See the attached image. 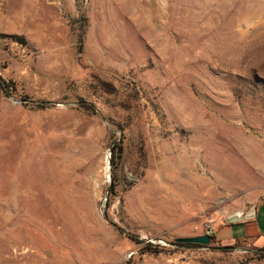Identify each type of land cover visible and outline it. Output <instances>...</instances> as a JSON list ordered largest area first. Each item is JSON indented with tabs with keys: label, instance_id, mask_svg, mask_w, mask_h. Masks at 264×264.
Returning a JSON list of instances; mask_svg holds the SVG:
<instances>
[{
	"label": "rangeland",
	"instance_id": "obj_1",
	"mask_svg": "<svg viewBox=\"0 0 264 264\" xmlns=\"http://www.w3.org/2000/svg\"><path fill=\"white\" fill-rule=\"evenodd\" d=\"M262 201L264 0H0V264H264L175 243Z\"/></svg>",
	"mask_w": 264,
	"mask_h": 264
},
{
	"label": "crops",
	"instance_id": "obj_2",
	"mask_svg": "<svg viewBox=\"0 0 264 264\" xmlns=\"http://www.w3.org/2000/svg\"><path fill=\"white\" fill-rule=\"evenodd\" d=\"M212 235L215 243L222 246L238 242H247L254 247L264 246V201L256 206L255 217L231 224L218 222L212 230Z\"/></svg>",
	"mask_w": 264,
	"mask_h": 264
},
{
	"label": "water",
	"instance_id": "obj_3",
	"mask_svg": "<svg viewBox=\"0 0 264 264\" xmlns=\"http://www.w3.org/2000/svg\"><path fill=\"white\" fill-rule=\"evenodd\" d=\"M111 153H112V149H111ZM255 215H256V206L251 207L248 210L235 209L225 214L224 218L226 223L231 224L242 221L244 219H251L255 217ZM211 239L212 238L209 233H203L194 236H183L177 238L178 241L200 243V244H209L211 242Z\"/></svg>",
	"mask_w": 264,
	"mask_h": 264
},
{
	"label": "bare ground",
	"instance_id": "obj_4",
	"mask_svg": "<svg viewBox=\"0 0 264 264\" xmlns=\"http://www.w3.org/2000/svg\"><path fill=\"white\" fill-rule=\"evenodd\" d=\"M33 155H35V154H33ZM38 158V157H37ZM38 161H39V159H38ZM67 170V169H66ZM37 171V170H36ZM64 172L65 171H60L59 173H56L55 172V174L54 173H52V172H45V173H43V175H41L40 176V174H41V171L40 170H38L37 172H35L34 174L37 176V179H38V183H39V181H40V179H42V178H44L46 181H48V182H53L54 183V186H55V192H56V194H57V196L56 197H59V196H61V194H62V192H63V190H64V185H66L67 184V180L65 179V176H64ZM53 174L52 176L50 175V174ZM44 180V181H45ZM45 181V182H46ZM41 182V181H40ZM36 183V182H35ZM39 185V184H38ZM50 186V188H51V185H49ZM37 187V183H36V185H34V191L36 192V196H38L39 195V190L36 188ZM11 188H12V193H13V186H12V183H11ZM11 193V194H12Z\"/></svg>",
	"mask_w": 264,
	"mask_h": 264
},
{
	"label": "trees",
	"instance_id": "obj_5",
	"mask_svg": "<svg viewBox=\"0 0 264 264\" xmlns=\"http://www.w3.org/2000/svg\"><path fill=\"white\" fill-rule=\"evenodd\" d=\"M112 163H113V158H112ZM211 240H213V235H211ZM175 243L178 245H197L196 243H192V242H183V241H178L177 239L175 240ZM224 247H232V246H224ZM258 254H259V258L262 259L264 258V247L260 248L257 250Z\"/></svg>",
	"mask_w": 264,
	"mask_h": 264
},
{
	"label": "built area",
	"instance_id": "obj_6",
	"mask_svg": "<svg viewBox=\"0 0 264 264\" xmlns=\"http://www.w3.org/2000/svg\"><path fill=\"white\" fill-rule=\"evenodd\" d=\"M213 228H214L213 226H209L207 233H209L210 235H212Z\"/></svg>",
	"mask_w": 264,
	"mask_h": 264
}]
</instances>
